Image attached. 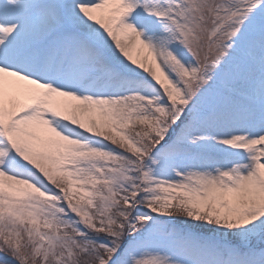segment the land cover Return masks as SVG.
Wrapping results in <instances>:
<instances>
[{"label": "snow or ice", "instance_id": "1", "mask_svg": "<svg viewBox=\"0 0 264 264\" xmlns=\"http://www.w3.org/2000/svg\"><path fill=\"white\" fill-rule=\"evenodd\" d=\"M0 264H264V0H0Z\"/></svg>", "mask_w": 264, "mask_h": 264}]
</instances>
